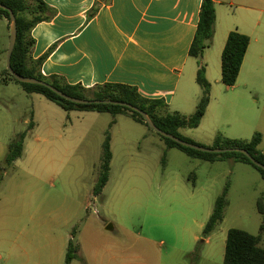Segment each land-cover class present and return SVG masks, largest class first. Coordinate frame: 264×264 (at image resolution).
Listing matches in <instances>:
<instances>
[{"label":"rangeland","instance_id":"rangeland-1","mask_svg":"<svg viewBox=\"0 0 264 264\" xmlns=\"http://www.w3.org/2000/svg\"><path fill=\"white\" fill-rule=\"evenodd\" d=\"M5 25L0 20V71L6 68L9 43ZM256 98L251 97L254 108L262 104ZM262 107L259 118L248 115L245 129L219 126L209 110L197 128L179 133L212 148L217 135L234 130L242 136L237 140H250L263 132L258 149L264 152ZM108 128L110 173L95 197ZM22 132V156L7 167L8 145ZM226 185L223 220L204 238L203 228ZM259 197L264 198V181L251 166L166 150L158 135L127 116L65 112L19 84L0 82V264H65L70 240L77 247L70 264H223L232 228L260 234L264 246Z\"/></svg>","mask_w":264,"mask_h":264},{"label":"crops","instance_id":"crops-1","mask_svg":"<svg viewBox=\"0 0 264 264\" xmlns=\"http://www.w3.org/2000/svg\"><path fill=\"white\" fill-rule=\"evenodd\" d=\"M42 1L50 18L31 30V58L48 53L40 66L44 78L85 89L126 85L145 99L162 100L169 113L189 116L201 95L195 81L200 64L211 85L204 117L210 110L216 124L238 130L245 129L248 115L259 118L263 111L264 0H212L213 39L195 63L189 49L202 0H110L92 17L89 13L97 0ZM232 31L247 36L250 43L235 85L227 87L220 79L221 54ZM252 96L259 102L262 98V106L254 108ZM235 132L224 136L242 139Z\"/></svg>","mask_w":264,"mask_h":264},{"label":"trees","instance_id":"trees-1","mask_svg":"<svg viewBox=\"0 0 264 264\" xmlns=\"http://www.w3.org/2000/svg\"><path fill=\"white\" fill-rule=\"evenodd\" d=\"M109 2L110 0H97L89 13V17L94 16L101 4H108ZM0 4L5 6L7 9H10L16 18L17 36L10 59L11 68L15 73L23 77L35 78L37 80L44 81L70 97L85 100H112L131 104L144 111L151 118L155 126L163 132L171 134L182 141L195 144L192 141L183 138L179 131L197 128L200 125V122L203 119L209 105L211 85L205 78L204 66L199 64L196 72L195 81L200 88L201 95L194 112L189 116L181 115L179 113H169L167 111L166 104L162 100L145 99L137 93L135 88L126 85L103 84L96 85L90 89H85L78 85H68L55 77L44 78L40 73V66L46 59L48 53L37 60H33L31 58V50L34 45V40L31 37V30L38 23L47 21L50 18L48 7L42 0H0ZM0 19L6 20L9 28V13L7 10L0 9ZM214 25L215 9L213 1L202 0L199 20L189 49L190 57L199 58L203 54L204 50L211 45L214 35ZM249 43L250 39L237 31H232L227 36L221 54L220 79L224 86L231 87L235 85ZM1 82L4 84L7 82L19 84L27 94L41 95L65 112L82 110L97 113H109L113 117L124 115L129 117L135 123H138L155 133L147 126L143 118L137 112L131 111L122 106L76 105L60 98L46 87L17 82L8 73L7 69L3 72ZM113 125L114 121L109 124V128ZM33 126L34 123L31 121L28 125V129H32ZM109 128L104 134V140L101 146V161L97 173V179L92 190L93 196L95 197L101 194L109 178L110 164L112 160V153L110 149L111 136ZM155 134L161 138L166 150L177 149L190 158L203 161L215 162L232 160L235 163L251 166L259 173L261 179L264 181V171L253 165L251 161L241 153H203L183 147L170 139L164 138L157 133ZM25 137L26 132H22L9 143L4 160L7 167L12 166L19 158H21L24 150ZM260 143L261 135L259 133H254L250 140L229 139L223 137L222 135H217L214 138L212 149H243L247 151L254 160L264 165V154L258 149ZM227 192L228 186L226 185L221 195L215 200L211 215L202 231L204 238L208 237L223 220L225 208L229 204ZM256 207L257 211L264 215L263 197H259L257 199ZM263 228V225H261L260 231H262ZM76 252L77 247L70 240L67 247L65 264L71 263V261L75 258ZM223 264H264V246L261 245V235L258 234L254 236L243 230L235 228L228 230L225 240Z\"/></svg>","mask_w":264,"mask_h":264},{"label":"water","instance_id":"water-1","mask_svg":"<svg viewBox=\"0 0 264 264\" xmlns=\"http://www.w3.org/2000/svg\"><path fill=\"white\" fill-rule=\"evenodd\" d=\"M0 9L3 10H7L9 13V43H8V48H7V52H6V60H5V64H6V69L8 71V73L19 83H25V84H34V85H39V86H43L48 88L49 90H51L52 92H54L56 95H58L60 98L74 103L76 105H114V106H122L125 108H128L131 111L137 112L144 120V122L147 124V126L154 131L155 133L161 135L164 138L170 139L171 141L186 147V148H190L196 151H200L203 153H214V154H223V153H227V152H238L243 154L245 157H247L251 163L253 165H255L257 168H260L264 171V165L260 164L259 162H257L256 160H254L247 151L243 150V149H212V148H206V147H202L199 145H195V144H191L185 141L180 140L179 138L165 133L162 130H160L159 128H157L155 126V124L152 122L151 118L142 110H140L139 108L125 103V102H119V101H112V100H85V99H79V98H74V97H70L64 93H62L61 91L57 90L56 88H54L53 86L47 84L44 81L41 80H37L35 78H29V77H23L18 75L17 73H15L12 68H11V64H10V59H11V54L16 42V36H17V29H16V18L15 15L13 14V12L10 9H7L5 6H3L2 4H0ZM112 227L111 225L106 227V230H111Z\"/></svg>","mask_w":264,"mask_h":264}]
</instances>
